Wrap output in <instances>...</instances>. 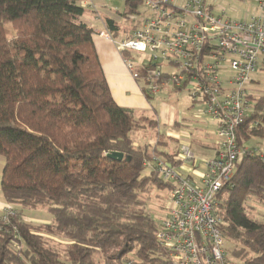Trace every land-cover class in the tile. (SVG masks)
Listing matches in <instances>:
<instances>
[{
	"label": "trees",
	"instance_id": "trees-1",
	"mask_svg": "<svg viewBox=\"0 0 264 264\" xmlns=\"http://www.w3.org/2000/svg\"><path fill=\"white\" fill-rule=\"evenodd\" d=\"M142 5L124 0L121 14ZM84 10L79 0H0V190L14 211L0 214V264H171L143 197L169 184L144 163L180 159L134 145L130 132L142 119L112 97ZM104 24L116 38V22ZM253 99L239 144L264 140V93ZM216 199L221 232L239 246L232 255L264 264V216L247 214L264 201V154L243 156ZM38 207L51 223L26 219L22 209ZM48 235L69 240L63 252Z\"/></svg>",
	"mask_w": 264,
	"mask_h": 264
},
{
	"label": "built area",
	"instance_id": "built-area-1",
	"mask_svg": "<svg viewBox=\"0 0 264 264\" xmlns=\"http://www.w3.org/2000/svg\"><path fill=\"white\" fill-rule=\"evenodd\" d=\"M95 1L80 4L96 9ZM256 3L249 19L230 20L213 14L203 0H143L150 16L115 40L126 68L146 96L166 84L187 89L203 103L201 113L215 124L214 157L198 159L190 145L182 143L177 166L157 156L144 163L170 185L156 235L171 264H232L216 196L236 164L252 150L238 143L237 131L257 97L248 86L264 61V0ZM147 51L149 58L139 66L130 62L131 52ZM199 166L203 171L197 174ZM2 212L14 211L6 204Z\"/></svg>",
	"mask_w": 264,
	"mask_h": 264
},
{
	"label": "rangeland",
	"instance_id": "rangeland-1",
	"mask_svg": "<svg viewBox=\"0 0 264 264\" xmlns=\"http://www.w3.org/2000/svg\"><path fill=\"white\" fill-rule=\"evenodd\" d=\"M205 5L210 8L213 14H223L225 18L230 20H246L257 10L256 0H203ZM97 11L102 15L103 20L105 17L113 19L119 26L118 38H122L126 33H130L134 26L139 27L142 20L150 15L144 5L139 8V13L122 16L121 12L124 7V0H97ZM90 8H85L84 14L89 13ZM98 24L100 21L93 20ZM95 26V25H94ZM9 33H12L10 24L6 25ZM150 51L137 53L131 52L130 62L134 66H139L144 59H148ZM253 84L248 86V90L254 95L259 96L264 93V67H258L257 71L252 75ZM149 104L152 105L150 112L156 113L161 135L157 136V129L150 124L152 117L147 115V118L142 120L140 127L133 128L130 132L131 137L139 142L141 145L149 144L155 145V148L160 151H171L178 149L177 142H175L168 133L176 134L178 129L174 126L175 120L183 121L192 127H195L194 139L191 140L190 150L196 158H211L214 157V150H206L203 148L204 140L209 144L216 142L214 137V124L205 121L200 113L203 103L195 100L187 89L177 90L172 84H166L161 87L158 93L151 96ZM149 114V113H148ZM156 117V116H155ZM154 117V118H155ZM205 128L209 135H204L199 130ZM207 128V129H206ZM212 131V132H211ZM200 132V133H199ZM200 135V136H199ZM202 136V138H201ZM156 138L160 139V143H156ZM251 149L264 154V140L252 137L246 144ZM0 177L3 167V158L0 156ZM144 172H148V167L145 166ZM170 185L165 184L162 187H152L143 197L146 200L148 210L151 212L153 219L156 223L165 215L167 207V195ZM1 197V190H0ZM253 209H248L247 214L251 218L258 217V214H264V201L253 202ZM23 214L26 219L33 224H47L53 220L52 215L44 207L38 208H23ZM261 221V220H259ZM43 234V233H42ZM45 235V234H44ZM47 235H45L46 237ZM48 239L53 246H56L61 252L69 240L60 236L48 235ZM239 246L231 241L226 240V251L232 264H239L241 260L234 257L231 251Z\"/></svg>",
	"mask_w": 264,
	"mask_h": 264
},
{
	"label": "crops",
	"instance_id": "crops-1",
	"mask_svg": "<svg viewBox=\"0 0 264 264\" xmlns=\"http://www.w3.org/2000/svg\"><path fill=\"white\" fill-rule=\"evenodd\" d=\"M95 2H96V9H88L89 13L87 14L83 13L80 16V20L94 29V34H93L94 45L96 48V52H97L100 64L104 71L106 81L109 85L112 97L114 98L116 103L119 104L120 106L131 109L136 119L144 120L147 118V115H150L152 117L151 119L153 123L152 125L157 129L156 135L159 136L161 135V130H158V126H159L158 117L156 113L150 112L152 105L149 104V99L151 98V96L147 97L143 93L141 86H140L141 83L139 81H136L132 77L128 69L126 68V65L123 61L122 54L118 50L116 43H115V40L120 39V38H118L119 36H117L116 38H113L111 34L108 32V30L105 27L102 15H100L97 11V6H98L97 0ZM255 12H253V14ZM93 20L95 21L98 20L100 21V23L96 24L94 23ZM177 90H182V89H177ZM199 112L201 113V109ZM202 118L205 121L214 124V122L209 117L204 115ZM173 124L174 126L177 127L178 132L176 134H171V132H169L168 135L175 142H177L178 149L176 148V149H172L171 151H163V152H166V153L176 152V158L179 159L178 151H179L180 144L187 143L190 145L189 142H191V140L194 139L193 137L195 135V127H192L187 123H184L182 120L181 121L175 120ZM204 129L205 128L203 127V129H200L199 131L203 133L204 135H209L208 131ZM214 132H215V124H214ZM132 140H133L134 145H141L139 144L138 140L135 141L133 138ZM156 143L157 144L160 143V139L156 138ZM204 143L205 144L203 148H205L206 150L212 149L214 150L216 154V142L209 144L208 142H205L204 140ZM155 145L156 144L151 145V146L155 147ZM178 164L179 162L173 163V165L175 166H177ZM197 169H198L197 174L203 171L202 167L200 166ZM192 177L195 180H199V176L197 175L193 174ZM6 204L7 203L4 201L2 193H1L0 214L2 213L3 207ZM256 216L258 217V219L256 218L254 219L259 221V220H262L264 214L261 213Z\"/></svg>",
	"mask_w": 264,
	"mask_h": 264
},
{
	"label": "water",
	"instance_id": "water-1",
	"mask_svg": "<svg viewBox=\"0 0 264 264\" xmlns=\"http://www.w3.org/2000/svg\"><path fill=\"white\" fill-rule=\"evenodd\" d=\"M108 156L111 158H115V159H122L123 158V154L120 152L110 153Z\"/></svg>",
	"mask_w": 264,
	"mask_h": 264
}]
</instances>
